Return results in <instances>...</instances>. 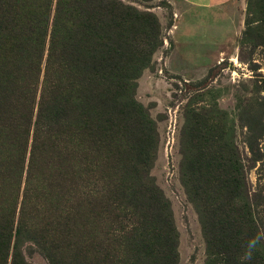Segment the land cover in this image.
Wrapping results in <instances>:
<instances>
[{"label":"trees","instance_id":"trees-1","mask_svg":"<svg viewBox=\"0 0 264 264\" xmlns=\"http://www.w3.org/2000/svg\"><path fill=\"white\" fill-rule=\"evenodd\" d=\"M161 45L157 17L120 0H0V126L24 127L26 138L31 128L33 140L69 149L70 193L84 188L85 202L106 215L100 247L92 239L74 246L72 264L178 262L169 203L149 174L155 123L133 96ZM204 117L216 116L185 111L179 176L199 217L205 264H264L261 241L246 258L258 235L241 163Z\"/></svg>","mask_w":264,"mask_h":264},{"label":"rangeland","instance_id":"rangeland-1","mask_svg":"<svg viewBox=\"0 0 264 264\" xmlns=\"http://www.w3.org/2000/svg\"><path fill=\"white\" fill-rule=\"evenodd\" d=\"M120 1L153 13L160 25L162 45L141 70L133 96L155 123L149 174L169 203L177 264L207 260L199 217L179 176L189 107L216 116L204 122L222 130L229 155L239 159L245 202L264 250V0H238L204 22L201 13L173 0ZM24 129L0 126V264H72L74 246L92 239L90 245L100 247L106 215L85 202L84 188H77L78 197L70 193L76 160L69 149L33 140L31 128L26 138Z\"/></svg>","mask_w":264,"mask_h":264},{"label":"crops","instance_id":"crops-1","mask_svg":"<svg viewBox=\"0 0 264 264\" xmlns=\"http://www.w3.org/2000/svg\"><path fill=\"white\" fill-rule=\"evenodd\" d=\"M238 0H173V2L177 3L179 7L186 10L187 12H197V14L201 13L203 16V22L206 21L204 18L208 17L209 14L213 18L218 17L216 14L217 9H222L224 6L230 5V3H235ZM180 13V12H179ZM184 13V12H183ZM182 14V13H181ZM192 16V14L190 15ZM221 17V16H220ZM213 18L211 21L213 22ZM210 21V20H208ZM193 25L192 23L185 24L186 27H190Z\"/></svg>","mask_w":264,"mask_h":264},{"label":"clouds","instance_id":"clouds-1","mask_svg":"<svg viewBox=\"0 0 264 264\" xmlns=\"http://www.w3.org/2000/svg\"><path fill=\"white\" fill-rule=\"evenodd\" d=\"M260 237H257L253 240H250L247 244V249L248 251L246 252V258L247 259H250L251 258V255H252V250L256 247V245L259 243L260 241Z\"/></svg>","mask_w":264,"mask_h":264}]
</instances>
